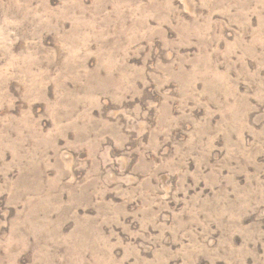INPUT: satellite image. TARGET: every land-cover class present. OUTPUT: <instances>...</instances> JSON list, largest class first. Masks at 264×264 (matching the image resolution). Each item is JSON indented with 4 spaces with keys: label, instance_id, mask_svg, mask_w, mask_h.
Returning <instances> with one entry per match:
<instances>
[{
    "label": "rangeland",
    "instance_id": "1",
    "mask_svg": "<svg viewBox=\"0 0 264 264\" xmlns=\"http://www.w3.org/2000/svg\"><path fill=\"white\" fill-rule=\"evenodd\" d=\"M0 264H264V0H0Z\"/></svg>",
    "mask_w": 264,
    "mask_h": 264
}]
</instances>
